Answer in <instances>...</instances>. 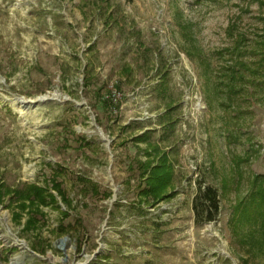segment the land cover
<instances>
[{"label": "rangeland", "instance_id": "obj_1", "mask_svg": "<svg viewBox=\"0 0 264 264\" xmlns=\"http://www.w3.org/2000/svg\"><path fill=\"white\" fill-rule=\"evenodd\" d=\"M236 31L254 57L232 58ZM261 37L264 0H0V264H264ZM232 65L262 84L235 94ZM150 144L176 173L154 205ZM30 184L57 201L28 229ZM200 184L220 212L197 224Z\"/></svg>", "mask_w": 264, "mask_h": 264}, {"label": "trees", "instance_id": "obj_2", "mask_svg": "<svg viewBox=\"0 0 264 264\" xmlns=\"http://www.w3.org/2000/svg\"><path fill=\"white\" fill-rule=\"evenodd\" d=\"M244 35L245 34L240 31H236L235 33L236 38L238 37V39H236L237 41H235L236 51H234V53H231V55H233L232 58H236L238 61L243 60L242 54L244 53L253 55L251 57H254V55L256 54L255 51H248L246 53V50L248 48L245 47V45L248 44L249 38L243 41ZM253 43H255L256 47L261 48L260 54H262L261 56L264 59V38L261 37V39H257L256 42ZM239 48L244 49L240 50ZM242 68V65H237L236 67L232 65L228 67L227 71L225 70V72L229 74L228 77L227 74L225 75L227 77V80L229 81L227 85L235 94L242 93L241 89L244 90L245 86L248 87V83L254 85L262 84L261 82L258 83L257 76L259 72L256 71V69L253 71L249 66L246 71L242 73ZM242 74H246L247 76H244ZM254 76L256 78L255 81L252 80V77L254 78ZM103 104L104 106L110 107L111 100L104 99ZM119 106L120 104H118V107ZM145 134L139 138L144 140L146 136ZM148 146L149 147H147L146 151H144L146 159L143 160L139 156L137 161L139 178L141 179L142 183L139 187L138 197L140 202L145 203L148 202L149 199L153 198L155 203L153 202L152 205H154L162 199L164 200L173 197V195L176 193L174 191H171L173 189V186L175 185L174 181L176 173L175 164L170 159V155L168 152L162 150L160 145L150 144ZM57 177L58 175L54 176L53 179L52 185L54 187V190L59 193V195L68 205H71L72 201L69 199L67 194H65L66 190L62 187V182L57 181ZM256 183L258 184V179ZM94 190L96 193L98 192L97 186H94ZM14 194L16 195V197L18 196L19 200L29 202L31 215L26 226V228L28 229L32 226L33 223H35L37 219L35 218V216L42 215V209H40L42 205L46 206L57 201L55 194L50 191L49 187H42L35 184L26 185L25 189L23 190L17 189ZM251 196L259 197V193H251ZM251 196L249 197V199H251ZM22 204L24 207V204L26 203ZM242 204L243 202L236 208V212L234 213V215H239ZM193 208L195 212L196 222L198 224L216 220L220 212V198L218 189L212 185L200 184L199 192L194 198ZM245 213L248 214L246 216H251L254 213L256 215L257 211H244V214ZM67 214L68 213L65 212V215ZM236 219L239 221V218L236 217ZM237 220L233 224H237Z\"/></svg>", "mask_w": 264, "mask_h": 264}, {"label": "crops", "instance_id": "obj_3", "mask_svg": "<svg viewBox=\"0 0 264 264\" xmlns=\"http://www.w3.org/2000/svg\"><path fill=\"white\" fill-rule=\"evenodd\" d=\"M125 69V73H123V74H128V73H131L132 72V68L131 67H126V68H124ZM128 76V75H127ZM174 191H175V189H174ZM177 193V192H176ZM194 209V208H193ZM196 218V217H195ZM197 223V222H196ZM198 224V223H197Z\"/></svg>", "mask_w": 264, "mask_h": 264}, {"label": "built area", "instance_id": "obj_4", "mask_svg": "<svg viewBox=\"0 0 264 264\" xmlns=\"http://www.w3.org/2000/svg\"><path fill=\"white\" fill-rule=\"evenodd\" d=\"M111 96H112V95H109V96L105 97V99L111 100V104H112V101H113V100L111 99ZM109 98H110V99H109ZM118 104H120V102H118V103L115 105V108H116V109H117V108L119 109L120 106H121V104H120V106L118 107Z\"/></svg>", "mask_w": 264, "mask_h": 264}, {"label": "bare ground", "instance_id": "obj_5", "mask_svg": "<svg viewBox=\"0 0 264 264\" xmlns=\"http://www.w3.org/2000/svg\"><path fill=\"white\" fill-rule=\"evenodd\" d=\"M25 102V101H24Z\"/></svg>", "mask_w": 264, "mask_h": 264}]
</instances>
